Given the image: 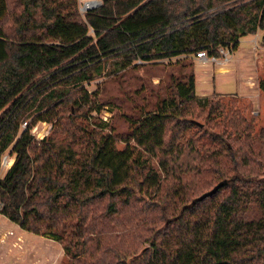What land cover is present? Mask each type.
I'll list each match as a JSON object with an SVG mask.
<instances>
[{
	"label": "trees",
	"instance_id": "1",
	"mask_svg": "<svg viewBox=\"0 0 264 264\" xmlns=\"http://www.w3.org/2000/svg\"><path fill=\"white\" fill-rule=\"evenodd\" d=\"M258 33L264 47V0H106L86 18L77 0H0V171L15 155L0 176L2 213L60 243L65 264H264V215L242 216L264 211V174L245 171L254 146L232 143H264V128L253 136L234 112L208 129L204 115L225 106L199 98L192 61ZM174 64L179 76L126 116L127 133L86 88ZM38 122L52 124L43 139L30 133Z\"/></svg>",
	"mask_w": 264,
	"mask_h": 264
},
{
	"label": "rangeland",
	"instance_id": "2",
	"mask_svg": "<svg viewBox=\"0 0 264 264\" xmlns=\"http://www.w3.org/2000/svg\"><path fill=\"white\" fill-rule=\"evenodd\" d=\"M261 33L249 35L240 40L239 46L230 54L227 65H219L211 61L203 62L195 56L196 92L200 99L221 96L224 115L216 120L205 122L211 131H223L227 121L225 116L231 117L235 112L242 114L248 121L254 123L253 133L264 128V91L260 83L264 80V47L260 45ZM176 62L175 60L173 61ZM181 68L170 65L159 68L128 69L115 77H104L90 84L86 88L90 92L99 90L100 101L111 102L99 113L104 121L112 123L120 133L129 132L126 116L139 114L142 106L150 102L156 103V94L164 95L165 88L170 83V76H179ZM184 70L183 72H188ZM142 90L141 93H137ZM113 103L115 105H113ZM221 115V114H220ZM222 118V119H221ZM236 118V117H235ZM33 118L29 119L31 122ZM36 134L42 136L50 134L52 124L38 122ZM37 124V123H36ZM251 135V137H252ZM244 139L232 143L237 150L242 147L247 151L250 144L254 153L247 154L251 160L248 174H264V143ZM121 146H124L121 143ZM251 153V151H250ZM6 172H1L3 176ZM208 175L206 180H212ZM215 181L210 185L213 186ZM209 188V187H208ZM264 215L257 206H251L242 214L245 220H257ZM68 260L60 243L50 237L37 236L26 232L0 212V264H65Z\"/></svg>",
	"mask_w": 264,
	"mask_h": 264
},
{
	"label": "built area",
	"instance_id": "3",
	"mask_svg": "<svg viewBox=\"0 0 264 264\" xmlns=\"http://www.w3.org/2000/svg\"><path fill=\"white\" fill-rule=\"evenodd\" d=\"M106 0H77L78 3V10L82 18H86L88 14L91 12L101 8L105 4ZM231 50L228 48H219V57H209L206 52H200L197 54V58L202 60L203 62L211 61L213 63L219 64V65H227L230 62V54ZM41 123V122H40ZM46 123V122H42ZM38 124H35L31 129L30 133L34 135L37 139H43L47 136V134L43 132L42 136H38L36 134L38 130ZM29 128L28 122H24L22 124V129L25 131ZM15 162V155H13L10 151H7L2 159H1V171L0 176L2 175L1 172H7L14 164ZM4 209L3 201L0 198V212H2Z\"/></svg>",
	"mask_w": 264,
	"mask_h": 264
},
{
	"label": "crops",
	"instance_id": "4",
	"mask_svg": "<svg viewBox=\"0 0 264 264\" xmlns=\"http://www.w3.org/2000/svg\"><path fill=\"white\" fill-rule=\"evenodd\" d=\"M17 225V224H16Z\"/></svg>",
	"mask_w": 264,
	"mask_h": 264
}]
</instances>
